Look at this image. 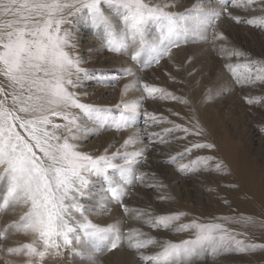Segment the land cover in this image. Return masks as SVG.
Masks as SVG:
<instances>
[{
    "label": "rangeland",
    "instance_id": "rangeland-1",
    "mask_svg": "<svg viewBox=\"0 0 264 264\" xmlns=\"http://www.w3.org/2000/svg\"><path fill=\"white\" fill-rule=\"evenodd\" d=\"M152 2L174 4L169 10L178 12L199 2L204 9H215L221 15L206 31L201 29L197 34H189L178 42V47L160 57L158 63L153 60L150 66H146L149 54L142 53L133 60L132 48L122 53L109 51L104 25L86 14L69 17L70 23L63 25L71 34L70 44L74 45L66 50L78 57L80 66L86 69L78 74L79 79L72 77L76 86H68L69 91L82 103L110 110L107 116L89 117L71 108L79 125L73 143L78 145L79 151L93 156L104 154L105 149L109 155L117 149L121 153L143 150L142 155L129 157L135 163L124 174L109 170L112 185L101 176H91L88 195L80 198V203L88 210L85 214L93 223L118 226V247L107 251L104 244L95 240H82L62 250L59 256L49 250L43 260L29 257L24 251L9 252L10 248L33 241L42 249V242L36 234L23 233L14 227L27 206L4 208L0 204V264H29V261L31 264H158L152 258L162 251L165 243L194 238L195 229L178 230L193 221L221 224L246 246L264 245V242L248 241L241 235L244 232L229 225L234 220L233 214L237 216L244 211L243 204L249 218L264 220L261 196L264 188V79H256V69L264 70V24L247 23L253 17L264 16V0H256L247 9L235 7L232 0ZM222 7L227 11H222ZM232 17H240V21ZM114 28L118 35L122 28L119 20ZM157 35L158 30L153 26L149 39ZM252 61L258 63L253 65ZM246 64L251 67L254 83L240 79L249 74L243 67ZM125 69H130L131 75ZM260 75L264 76V71ZM133 82H137L136 86L122 97L124 85ZM145 84L162 91L149 94L144 89ZM0 87L5 89V94H0L3 100L9 91L3 76H0ZM122 99L138 103L139 110L130 119L131 127L117 130L112 121L119 119L123 112L122 107H116ZM250 100L253 102L249 103ZM6 103L11 105L10 97ZM49 118L53 124L66 123L62 116ZM47 127L52 130L51 124ZM17 131L30 139L24 129L17 127ZM133 135L136 142L121 148ZM195 144L214 147L193 148ZM34 150L42 155L38 149ZM198 158L209 159L205 163ZM113 162L121 164L123 159ZM181 165L187 167L182 169ZM110 187L119 188V200L112 197ZM6 195L7 183L0 181V198ZM179 213L184 215L167 227L150 223L158 217ZM133 229L143 234L137 235V239L151 238L153 243L139 250L129 247L128 237ZM235 249L234 243L228 246L205 244L190 253L170 258L168 264H264V247L244 252ZM250 257L254 260L249 261Z\"/></svg>",
    "mask_w": 264,
    "mask_h": 264
},
{
    "label": "snow or ice",
    "instance_id": "snow-or-ice-1",
    "mask_svg": "<svg viewBox=\"0 0 264 264\" xmlns=\"http://www.w3.org/2000/svg\"><path fill=\"white\" fill-rule=\"evenodd\" d=\"M232 3L235 7L247 9L256 0H232ZM174 6L171 3H153L152 0H0V76L5 78L9 89L0 100V181L7 183V195L0 198V204L4 208L27 206V211L14 222V227L23 233L36 234L42 242V249L37 248L33 241L10 248L9 252L24 251L29 257L43 260L49 250L59 256L62 250L72 248L82 240H95L104 244L107 251L118 247V226L93 223L85 214L88 210L80 203V198L88 195L91 176H101L112 185L114 181L109 170H119L124 174L135 163L129 157L142 155L143 150L121 153L117 149L109 155L105 149L104 154L93 156L79 151L78 145L73 143L77 139L75 132L79 125L71 108L79 109L89 117L107 116L110 110L82 103L74 92L69 91L68 86H76L72 77L75 75L79 79L78 74L86 72V69L80 66L78 57L66 50L74 45L70 44L71 34L63 25L70 23L69 17L86 14L104 25L109 51L122 53L132 48L133 60L142 53L149 54L146 66H150L153 60L158 63L160 57L178 47V42L184 41L189 34H197L201 29L206 31L207 26L214 25L221 15L215 9H204L199 2L183 12L170 11ZM221 10L227 11V8L222 7ZM232 18L240 21V17ZM116 20L122 24L118 35L114 28ZM247 23L264 24V16L253 17ZM153 26L158 35L149 39ZM257 63L251 62L253 65ZM243 67L249 74L240 79L254 83L251 67L247 64ZM125 71L131 75L130 69ZM261 71L264 70L256 69L257 80L264 79ZM136 83L125 84L121 96ZM144 89L149 94L162 91L147 84ZM0 94H5L4 87H0ZM9 97L11 105L6 103ZM116 107H122L123 112L119 119L112 121L115 128L131 127L130 119L138 113V103L122 99ZM50 116H62L66 123L53 124ZM50 124L51 131L47 127ZM17 127L24 129L30 139H25ZM57 130L62 132L58 134ZM135 142V135L129 136L121 148ZM192 147L212 148L214 145L195 144ZM34 149L42 155H37ZM117 158L123 159V163H114ZM198 159L206 163L209 158ZM180 167L184 169L187 165ZM110 191L113 198L120 199L118 187H110ZM125 211L129 209L125 207ZM180 215L184 214L161 216L150 223L167 227ZM246 222H251V218ZM186 228L195 229L194 238L180 243L167 242L152 259L158 264H168L170 258L190 253L205 244L228 246L234 243L235 250L240 252L264 247L246 246L221 224L193 221L190 225H181L178 230ZM137 235L143 234L135 229L130 231L129 247L139 250L153 243L151 238L141 241Z\"/></svg>",
    "mask_w": 264,
    "mask_h": 264
},
{
    "label": "bare ground",
    "instance_id": "bare-ground-1",
    "mask_svg": "<svg viewBox=\"0 0 264 264\" xmlns=\"http://www.w3.org/2000/svg\"><path fill=\"white\" fill-rule=\"evenodd\" d=\"M257 191L258 190L256 189V193H257ZM261 196H262V201H263V205H264V188H262V190H261ZM243 208H244V211H242L241 213L240 212L238 213V211L235 210V212L238 214H237V216H235L233 214L234 220H233V222L230 221L229 225L236 230H240L241 232H244V233H241V235H243L245 238L247 237L248 241H253L255 243L256 242H264V220L262 221L260 218L255 220L251 217V222H246L247 219L249 218V216H248L249 213L245 209L244 204H243ZM250 210H251V208H250ZM263 217H264V215H263ZM247 223H249V224L247 226H245ZM250 253H251V255H253L252 251H250ZM241 257H246V256H244V254H241ZM248 259H249V261L254 260V258H252V257H250Z\"/></svg>",
    "mask_w": 264,
    "mask_h": 264
}]
</instances>
